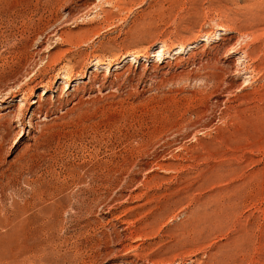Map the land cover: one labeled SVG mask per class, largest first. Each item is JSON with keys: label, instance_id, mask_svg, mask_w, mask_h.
Listing matches in <instances>:
<instances>
[{"label": "rangeland", "instance_id": "1", "mask_svg": "<svg viewBox=\"0 0 264 264\" xmlns=\"http://www.w3.org/2000/svg\"><path fill=\"white\" fill-rule=\"evenodd\" d=\"M0 264H264V0H0Z\"/></svg>", "mask_w": 264, "mask_h": 264}, {"label": "bare ground", "instance_id": "2", "mask_svg": "<svg viewBox=\"0 0 264 264\" xmlns=\"http://www.w3.org/2000/svg\"><path fill=\"white\" fill-rule=\"evenodd\" d=\"M218 38V37H217ZM202 40H208V38L207 37H204V39H202ZM197 45V43H191V44H189L188 46H185V47H178V48H176L174 51H175V53H180V52H185L187 49H191V48H195V46ZM199 45V44H198ZM162 51H163V47H160L159 48V51L156 53V54H154V56H158V57H162ZM183 54V53H182ZM181 54V55H182ZM127 58V57H126ZM133 59V58H132ZM127 60V59H126ZM126 60H124V61H126ZM161 60H162V58H161ZM103 64V63H102ZM119 68V67H118ZM93 77V76H92ZM94 78V77H93ZM92 78V79H93ZM95 79V78H94ZM76 80V79H75ZM70 84V83H69ZM86 84V83H85ZM77 86V85H76ZM78 88V87H77ZM76 89V88H75ZM39 100L38 101H35L34 100V104H39ZM38 106V105H37Z\"/></svg>", "mask_w": 264, "mask_h": 264}]
</instances>
